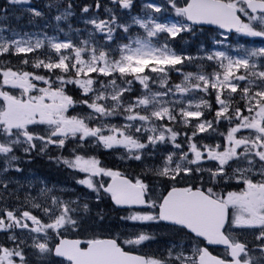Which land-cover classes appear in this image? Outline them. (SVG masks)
I'll list each match as a JSON object with an SVG mask.
<instances>
[{
	"label": "snow or ice",
	"instance_id": "snow-or-ice-1",
	"mask_svg": "<svg viewBox=\"0 0 264 264\" xmlns=\"http://www.w3.org/2000/svg\"><path fill=\"white\" fill-rule=\"evenodd\" d=\"M134 6L3 0L37 31L0 24V264H264V0Z\"/></svg>",
	"mask_w": 264,
	"mask_h": 264
},
{
	"label": "rangeland",
	"instance_id": "rangeland-1",
	"mask_svg": "<svg viewBox=\"0 0 264 264\" xmlns=\"http://www.w3.org/2000/svg\"><path fill=\"white\" fill-rule=\"evenodd\" d=\"M45 2H46V0H33V5L34 6H42ZM102 2L107 3V4H109V6H111V0H102ZM17 11H19V12H17ZM132 14L133 15L140 14V0H135V6L132 9ZM52 15L54 16L55 13H52ZM78 15H79V13H77L76 16L69 17L67 21L61 20L59 22L55 21L54 19L49 18V20H48L49 26L47 28H43L42 30H43L44 34H46L47 36H52V37H56L60 40H63L64 39V33L57 31V25L60 28L64 29V31H68V25L71 24L73 29L80 28L82 30L79 38L83 39L86 35L83 32L85 25L83 24V22L81 20L77 19ZM99 15H100V18H102V19L105 18L103 8H101L99 10ZM17 16H19L20 18L17 19L16 18ZM124 18L127 19V16L125 15ZM23 19H25V20H23ZM27 21H28V17L26 14H22L19 9H14L11 11V15L9 16V18L5 21H0V24H2L5 27H8V28H16L18 31H21V32H23V31L36 32L37 29L30 26L27 23ZM7 23H9V24L11 23V25L8 26V25H6ZM43 23L44 22H39V25L42 27ZM137 31H139V29L134 26L133 32H137ZM69 34L73 39L76 38V33L74 31L70 32ZM205 34H206V39L203 36L198 35L194 39L191 38L190 42L185 46L188 49V51L192 52L193 55H196L195 50H196L198 43L203 42L206 47L210 44L211 33H205ZM36 38H39V36H37ZM236 39L238 40L239 43L245 42L244 38L237 37ZM256 43H257V45H259L258 40L256 41ZM186 70H193L194 71L195 66H193L190 69H186ZM174 75H175L176 79L180 80V76L178 73H174ZM97 87H99V85H97ZM151 87L153 88V90L156 89V85H152ZM195 99H199V97L197 96ZM116 122H118V121L112 120V123H116ZM120 151H122V150H119V149L117 150L118 153ZM36 174L39 175L42 179H46L47 186H49V187H52L53 184H55L58 187L66 181V179L61 180V181H50L47 178L41 176L40 174H38V173H36ZM38 187H39V185L37 186V189H38ZM31 194L36 195L37 192L33 191ZM55 194L58 195V193H55ZM23 195L24 194L21 193V201L23 200ZM64 198L66 199L67 197H64Z\"/></svg>",
	"mask_w": 264,
	"mask_h": 264
},
{
	"label": "trees",
	"instance_id": "trees-1",
	"mask_svg": "<svg viewBox=\"0 0 264 264\" xmlns=\"http://www.w3.org/2000/svg\"><path fill=\"white\" fill-rule=\"evenodd\" d=\"M77 12H78V10H77ZM13 63H15V61H13ZM173 77H174V73H173ZM173 80H174V82H177L176 78H174ZM69 87H75V86H69ZM112 120L113 121H118V118H113ZM110 153H111L110 150H98L97 151V155H98L99 159L101 161H102V158L104 160H106L105 164L112 162L114 160V158H115L114 154L113 153L110 154ZM39 160L40 159H37V161L35 162V164L34 165H30L29 167L38 168L37 162ZM40 164H41L40 165V171L44 175L51 176V178H58V177L61 176V173L60 172H56L55 170L49 169L48 166L45 164V162L43 160H40ZM95 231L98 232L100 234V236H102V235L106 234L107 232H109V229H107V228H101V229H95ZM79 238L85 239L86 237L82 235Z\"/></svg>",
	"mask_w": 264,
	"mask_h": 264
},
{
	"label": "water",
	"instance_id": "water-1",
	"mask_svg": "<svg viewBox=\"0 0 264 264\" xmlns=\"http://www.w3.org/2000/svg\"><path fill=\"white\" fill-rule=\"evenodd\" d=\"M206 27H213V26H206Z\"/></svg>",
	"mask_w": 264,
	"mask_h": 264
},
{
	"label": "flooded vegetation",
	"instance_id": "flooded-vegetation-1",
	"mask_svg": "<svg viewBox=\"0 0 264 264\" xmlns=\"http://www.w3.org/2000/svg\"><path fill=\"white\" fill-rule=\"evenodd\" d=\"M1 1V0H0ZM2 5H3V3H2Z\"/></svg>",
	"mask_w": 264,
	"mask_h": 264
}]
</instances>
